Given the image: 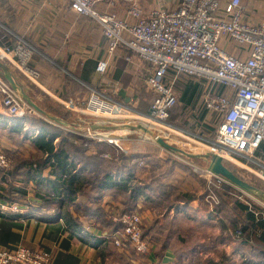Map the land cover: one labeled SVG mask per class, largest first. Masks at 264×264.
<instances>
[{
	"label": "built area",
	"instance_id": "obj_1",
	"mask_svg": "<svg viewBox=\"0 0 264 264\" xmlns=\"http://www.w3.org/2000/svg\"><path fill=\"white\" fill-rule=\"evenodd\" d=\"M69 1L73 12L93 19L100 26L108 40L109 56L124 47L152 67L146 85L155 97L148 112L137 111L117 97L108 96L106 91L96 89L85 112L102 118H120L131 111L151 125H169L171 111L178 101L175 85L179 75L195 76L211 86L203 95L204 107L221 118L211 151L245 168H250L249 163L254 164L264 177V158L258 155L264 145V24L245 20L241 0H180L175 8L161 1L149 11L143 9L141 0ZM119 3L128 5L126 17L99 8ZM17 38L14 50L5 53L8 56L13 53L19 69L36 80L39 72L29 63L38 50L22 37ZM225 38L248 49V56L227 50L223 44ZM108 67L109 59H102L97 71L104 74ZM169 71L174 74L167 81ZM0 102L13 118L24 119L33 110L1 74ZM103 140L121 148L117 137L107 135ZM10 164L9 157L0 149V169L8 170ZM0 210L17 213L21 206L4 201ZM255 213L264 214L263 210ZM113 221L122 226L107 234L114 246L137 255L149 252L151 242L144 233L140 213L119 214ZM237 234L242 236L240 231ZM0 264H51V254L25 246L3 249Z\"/></svg>",
	"mask_w": 264,
	"mask_h": 264
},
{
	"label": "crops",
	"instance_id": "obj_2",
	"mask_svg": "<svg viewBox=\"0 0 264 264\" xmlns=\"http://www.w3.org/2000/svg\"><path fill=\"white\" fill-rule=\"evenodd\" d=\"M161 1L171 8L177 7L180 2L141 0L140 4L145 11H149L150 5ZM241 1L245 8V20L252 24H264V0ZM99 8L122 18L127 16L128 5L119 3L109 8L103 5ZM18 36L38 50L29 63L32 69L39 72L36 80L19 69L13 53L11 56L5 53L14 50ZM223 44L231 53L248 56V49L227 38ZM102 59H109V67L104 74L97 71ZM0 62L13 73L39 106L45 98L53 107L65 106L69 110V105L75 106L71 110L76 111L77 115L72 123L85 121L82 110L92 88L110 91L125 102L141 103L149 110L155 97L146 85L152 67L124 47L109 56L108 40L100 26L93 19L73 12L69 0H0ZM140 86L146 91H142ZM43 109L48 111L47 108ZM28 117H10L0 102L1 129L26 125ZM27 133L32 140L40 135L39 131H31L27 127L19 134ZM11 136L0 135V144L4 147L0 149L18 151L7 140L12 139ZM57 140L59 138L55 139L54 144L56 150H60L62 145L56 143ZM34 147L37 148L36 145ZM76 162L69 159L65 164L66 169L79 167L80 164ZM35 167L20 163L10 171L0 169V204L12 201L21 206V211L17 213L0 210V250H15L19 246L45 250L51 254V264H172L174 253L170 248L159 258L157 253L134 255L114 246L107 240L110 228L104 222L98 220L97 216L89 219L80 215L86 204L82 197L68 202L62 200L67 194L64 190L53 193L54 188H59L67 177L58 179L57 175H51L50 165H46L39 175ZM105 192L106 207L113 205L117 209L123 208V203L111 197L112 190Z\"/></svg>",
	"mask_w": 264,
	"mask_h": 264
},
{
	"label": "rangeland",
	"instance_id": "obj_3",
	"mask_svg": "<svg viewBox=\"0 0 264 264\" xmlns=\"http://www.w3.org/2000/svg\"><path fill=\"white\" fill-rule=\"evenodd\" d=\"M155 6H157V4L150 5L149 9ZM140 89L142 91L145 90L143 86ZM91 90H93V88ZM92 94L93 91L90 92L89 99ZM107 94L110 97H115L110 91H107ZM46 99L47 98L40 103L41 107L47 108L50 113L59 115L68 122H73L77 112L71 109L75 106L69 105V110H67L65 106L53 107L48 104ZM89 99L87 100L86 106ZM117 100L125 102L119 97H117ZM126 103L130 104L133 109L142 113L149 111V109L142 106L141 103ZM85 108L82 110L84 113L82 117L85 118V121L80 122L83 126H87L94 122L88 120L89 118L97 117L89 115L85 112ZM199 114V108L188 107L185 103L179 101L171 112L168 120L169 125H151L147 121L138 119L131 111L121 114L123 117L119 115L118 117H121L116 119H125L142 123L159 133L169 143L177 147L189 152L206 153L211 151L212 142L214 141L213 133L209 131L208 127H214L216 125L213 123L214 117L212 112L206 115L204 119L205 123L198 122ZM28 116L36 120L46 121L47 123L51 122L34 110H31ZM218 116L220 118L219 114ZM51 123H54L53 125H56L59 130L61 129V131L65 132L67 136L73 132L63 125L55 122ZM40 124L41 123L38 121V125ZM29 130L34 131L33 129ZM11 132L9 128H0L1 134L6 136L10 134L13 135L11 136L12 139L7 138V140L18 149V151L14 150L10 152L6 151V149L4 150L11 162L10 169H8L9 171L16 167L18 163L27 164L29 162L36 163L42 161L43 153L38 147H34V142L32 138L29 137V133L19 134L15 132L13 134V132ZM76 132L84 139L95 140L98 143L106 144L108 148H105V152L107 153L104 155L109 161L113 158H120L121 153L129 156L137 154L145 157V161H150L151 164L146 170L139 168L140 174L141 177L146 179V182L151 181L153 178L152 180H154L153 184L155 187L158 183H163L164 185L169 184V189L173 190L175 195L186 192L195 196L189 204H183L181 209L183 211L181 212H179V209H176V207L166 208V206H158L154 201H147L146 199L140 200L134 212H138L143 216L144 233L151 241V248L148 252L149 255L151 253H157L160 258L161 253L165 252L167 248H170L174 253L172 264H248L247 262L249 259L261 258L264 252V244L260 243L255 235H253L251 239H249L248 244L244 246L243 242L240 240L241 237L238 236L237 231L234 230L232 223L241 220L244 224L245 221L244 213L237 206V202L246 203L251 206L255 205L262 209L263 212L264 202H261L208 173L204 160L188 158L171 153L160 147L150 136L129 129L110 132ZM107 135L117 137L120 140L121 148H117L108 141L103 140ZM69 140L71 141L72 138L70 137ZM59 141L60 140H57L56 143ZM0 146V148L4 149L2 144H0ZM75 146L79 147V142H76L74 145H68L67 150L75 156H79L81 160L89 161V164H91L93 168L100 166L106 168L112 167V164L106 163L105 160V162H103L100 158L89 159L81 153H76L74 149ZM143 157L141 158L143 159ZM135 158V161H138L139 167H141L144 161L139 157ZM91 159L95 161V163L92 162ZM225 163L238 176L264 190V177L258 173L259 169H256L257 167H255L254 164L249 163L250 168H245L231 161H225ZM161 189L163 190L164 188ZM148 193L149 195H155L153 191H148ZM157 194L158 193H156V195ZM163 199L165 203H174L172 201L173 196L171 200L165 197ZM105 208L108 214L114 213L113 215L110 214L112 220L113 217L122 213L120 209L113 207V205ZM80 215L83 217L84 213L80 212ZM210 215L216 216V219L211 220ZM263 217L264 214L262 215V218ZM225 225L227 229L223 228ZM130 253L135 255L131 250Z\"/></svg>",
	"mask_w": 264,
	"mask_h": 264
},
{
	"label": "trees",
	"instance_id": "obj_4",
	"mask_svg": "<svg viewBox=\"0 0 264 264\" xmlns=\"http://www.w3.org/2000/svg\"><path fill=\"white\" fill-rule=\"evenodd\" d=\"M173 74L172 71H169L166 80H170ZM204 84V90L202 91ZM175 87L178 98L177 103L181 101L188 107L199 108L200 114L198 116V122L205 123L204 119L210 111L204 107L201 99L203 98L205 91L210 89V84L195 76L181 74L179 75ZM212 113L214 117L213 123H215L216 126L208 128L209 131L213 133V136H215L221 119L217 113ZM26 120V125L21 124L10 126L11 131L21 133L25 127L33 129L34 131H39L40 135L36 140H33V142L43 153L42 161L36 163L29 162L27 165L29 167L36 165L35 168L39 175L42 174L46 165H50L52 167L51 175H57L56 177L58 179L62 176H66L67 179L64 182H61L59 186V188H61L59 189L55 187L53 193H59L60 190H64L67 194L65 195V199L62 200L68 202H74L79 196L82 197L86 201L83 211L81 210V212L84 213L85 218L90 219L91 217L94 218V216H97L98 220H101L105 223V226L110 228V233L121 229L122 226L112 220V216L110 215L112 213L108 214V211L105 208L104 195H106L105 191H108L109 189L112 190L113 193L111 194V197L115 201L123 203V208L120 209L122 213L120 214L133 213L135 208L138 207V203L141 199L154 201L158 206H166V208L176 207V209H179V212H181L183 211L181 210L183 204H189V202L195 198L191 193L186 192L175 195L173 190L169 189V184L164 185L163 183H158L155 187L153 184L154 180H152L153 178L151 181L146 182V179L141 177L139 168L146 170L150 167L149 165L151 163L150 161H145V157L141 155L135 154L129 156L121 153L120 158H113L109 161L104 155L107 153L105 152V148H108L106 144L98 143L95 140L84 139L77 133H70L69 136L72 138L70 141V137L67 136L65 132L61 131V129L59 130V128L51 122L47 123L46 121L36 120L32 117H28ZM38 121L41 123L40 125H38ZM56 138H59L60 141L58 143L59 145H62L60 150H56V145L54 144ZM76 142H79L80 144L79 147L75 146L74 148L76 153H81L89 159L100 158L103 162L106 161V163L112 164V167L106 168L100 166L93 168V166L89 164V161H83L79 156L72 154L67 150V146L70 144L74 145ZM258 155L264 158V145L261 150L258 151ZM135 157H139L144 161L141 167H139V162L135 161ZM141 157H143V159ZM69 159L76 160V163L80 164V166L77 168L71 166L70 169H66L65 164H67ZM91 161L95 163L92 159ZM18 164L20 165V163ZM161 188L164 189L162 190ZM148 191H153L155 195H149ZM156 193L158 194L156 195ZM172 196V201L174 203H165L163 198L165 197L171 200ZM236 204L244 213L245 221L243 224L241 220H237L232 224L234 230L241 232L242 236L240 240L243 242V245L246 246L253 235H255L260 243L264 244V218H262V215L256 216L255 213L256 211H262V209L255 205L251 206L242 202H237ZM215 217L216 216L210 215V219L212 220L216 219ZM223 228L227 229L226 225ZM110 239L111 238L107 240L111 241ZM247 263L264 264V252L260 259H249Z\"/></svg>",
	"mask_w": 264,
	"mask_h": 264
},
{
	"label": "water",
	"instance_id": "obj_5",
	"mask_svg": "<svg viewBox=\"0 0 264 264\" xmlns=\"http://www.w3.org/2000/svg\"><path fill=\"white\" fill-rule=\"evenodd\" d=\"M0 74L5 78V80L10 84L12 89L17 92L20 97L30 106L34 111L38 112L51 122L66 126L72 131H88V132H110L116 130H133L142 132L151 138L163 149L177 154L179 156H185L193 159H202L206 162V170L215 177L221 178L228 184L238 188L242 192L264 202V190L251 184L250 182L244 180L238 176L227 164L222 156L214 152L206 153H195L186 151L180 147H177L169 143L164 137L159 133L147 127L139 122L128 121L125 119H116V118H102L94 117L89 118L88 120L94 121L87 126H83L78 123L68 122L63 118L57 117L56 115L44 110L40 107L34 99L27 93L25 88L17 81L13 73L5 67L0 62Z\"/></svg>",
	"mask_w": 264,
	"mask_h": 264
}]
</instances>
